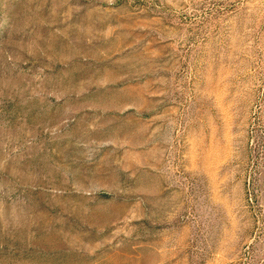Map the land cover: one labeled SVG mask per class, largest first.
I'll use <instances>...</instances> for the list:
<instances>
[{
	"label": "rangeland",
	"instance_id": "374dc122",
	"mask_svg": "<svg viewBox=\"0 0 264 264\" xmlns=\"http://www.w3.org/2000/svg\"><path fill=\"white\" fill-rule=\"evenodd\" d=\"M0 264H264V0H0Z\"/></svg>",
	"mask_w": 264,
	"mask_h": 264
}]
</instances>
